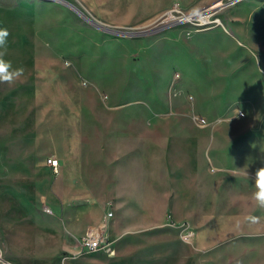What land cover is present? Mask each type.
Segmentation results:
<instances>
[{"label": "rangeland", "instance_id": "1", "mask_svg": "<svg viewBox=\"0 0 264 264\" xmlns=\"http://www.w3.org/2000/svg\"><path fill=\"white\" fill-rule=\"evenodd\" d=\"M0 27L24 68L0 83V224L26 249L64 232L77 247L112 209L116 255L66 264H264L249 178L264 167V0H0ZM105 104L123 108L122 174L100 149Z\"/></svg>", "mask_w": 264, "mask_h": 264}, {"label": "crops", "instance_id": "2", "mask_svg": "<svg viewBox=\"0 0 264 264\" xmlns=\"http://www.w3.org/2000/svg\"><path fill=\"white\" fill-rule=\"evenodd\" d=\"M105 112L103 114L99 113L98 116L102 121H104V134L101 136V153L104 152V158L109 163V165H116L115 172L122 174L123 171V131L121 124L118 123L120 116H122L121 110L123 109L121 105L117 104H105L103 108H101ZM114 149L113 156L111 155V151ZM27 157H32L31 155H25ZM113 158V160H112ZM59 159V158H58ZM60 161V159H59ZM27 164V163H26ZM25 166V165H24ZM61 167V161H60ZM112 167V166H111ZM27 169V165L24 167ZM67 172L68 169L65 167ZM65 171L62 172L63 175ZM81 172L80 168L78 173ZM59 182V180H58ZM57 182V183H58ZM80 180L76 178H72L69 183V179L64 180V178L60 179L61 188H66L67 190L70 188L71 191H75V187L79 185ZM59 187V183H58ZM44 202V201H42ZM89 203V202H88ZM32 203L31 205H33ZM72 204V203H71ZM37 206L36 204H34ZM252 205H255V202H252ZM73 206V205H72ZM36 215H41L45 218L46 221L53 220L52 218H48V213L43 214L36 208ZM101 219V218H100ZM1 221V220H0ZM4 221V220H3ZM57 220L54 219V222ZM2 222V221H1ZM88 221L84 225L77 227L78 230L83 229L85 231V227L90 225ZM97 222V221H96ZM115 222V221H114ZM0 236H1V245L4 251L5 256L12 264H66V261H63V253L66 251L76 253L79 249L69 243L67 238V233L64 232L63 234V243L61 248L58 249H48V248H41V249H26L25 245V238L22 229L15 227L12 224H8L7 222H3L0 224ZM84 227V228H83ZM82 232V234H83ZM81 234V235H82Z\"/></svg>", "mask_w": 264, "mask_h": 264}, {"label": "built area", "instance_id": "3", "mask_svg": "<svg viewBox=\"0 0 264 264\" xmlns=\"http://www.w3.org/2000/svg\"><path fill=\"white\" fill-rule=\"evenodd\" d=\"M176 11L172 10L168 14L167 20H173V21H178L182 22L180 18L175 14ZM173 16L170 18V16ZM192 15L193 14H189ZM194 20L195 15L193 16ZM197 122L201 124L204 119L197 116ZM47 165L50 167V169L54 173H59L60 171V161L56 157H49L47 159ZM44 211L48 214H52L53 211L52 209L46 205L44 206ZM115 216V213L112 209L107 210L104 215L102 216L101 220L95 225H89L86 227L85 231L83 234L78 238V251L76 253H73L74 255L78 254H92V253H103L107 254L108 256H114L116 255L117 252V247H116V240L112 238V228H111V223L113 222V218ZM0 264H12L7 257L4 254V251L2 249V245L0 242Z\"/></svg>", "mask_w": 264, "mask_h": 264}, {"label": "clouds", "instance_id": "4", "mask_svg": "<svg viewBox=\"0 0 264 264\" xmlns=\"http://www.w3.org/2000/svg\"><path fill=\"white\" fill-rule=\"evenodd\" d=\"M9 36V30L6 27H0V83L13 84L23 76L24 68L13 67L12 62L5 59ZM249 178L256 187L252 197L255 205L258 209H264V167L258 168ZM250 219L255 222L258 218L253 216Z\"/></svg>", "mask_w": 264, "mask_h": 264}, {"label": "bare ground", "instance_id": "5", "mask_svg": "<svg viewBox=\"0 0 264 264\" xmlns=\"http://www.w3.org/2000/svg\"><path fill=\"white\" fill-rule=\"evenodd\" d=\"M170 16V15H169ZM194 16V15H193ZM192 15H189V14H185L182 18H180V20L182 21V22H190V21H192V20H194V17H193ZM171 17H173V16H170V18ZM202 19V22H200L199 24H205V23H207V22H209V21H207V19L206 18H201Z\"/></svg>", "mask_w": 264, "mask_h": 264}, {"label": "water", "instance_id": "6", "mask_svg": "<svg viewBox=\"0 0 264 264\" xmlns=\"http://www.w3.org/2000/svg\"><path fill=\"white\" fill-rule=\"evenodd\" d=\"M121 34L127 35V33H121Z\"/></svg>", "mask_w": 264, "mask_h": 264}]
</instances>
